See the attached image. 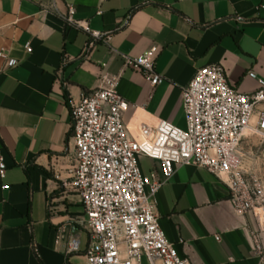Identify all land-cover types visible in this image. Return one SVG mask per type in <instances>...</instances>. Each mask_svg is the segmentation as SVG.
Segmentation results:
<instances>
[{"label":"crops","instance_id":"crops-1","mask_svg":"<svg viewBox=\"0 0 264 264\" xmlns=\"http://www.w3.org/2000/svg\"><path fill=\"white\" fill-rule=\"evenodd\" d=\"M69 7L77 22L104 34L88 52L90 35L64 19ZM153 47L165 77L156 88L123 60ZM1 53L18 65L7 69L0 57V163L7 167L0 176V264H88L85 210L65 187L76 166L72 103L98 89L103 74L121 76L130 130L158 121L186 130L183 91L198 70L222 65L231 87L255 94L264 81V0H0ZM139 164L145 177L165 181L161 162L140 157ZM154 202L180 257L264 264L255 249L257 240L264 246L256 217L237 216L229 188L207 170L176 167ZM71 242L79 251L68 254Z\"/></svg>","mask_w":264,"mask_h":264},{"label":"built area","instance_id":"built-area-1","mask_svg":"<svg viewBox=\"0 0 264 264\" xmlns=\"http://www.w3.org/2000/svg\"><path fill=\"white\" fill-rule=\"evenodd\" d=\"M75 15V8L69 7L64 19L90 35L88 52L104 34L77 22ZM25 49L33 51L31 44ZM158 52L153 47L138 58L123 56L124 67L142 72L156 88L165 82L156 68ZM0 57L7 69L18 65L5 53ZM120 80L103 74L98 89L71 105L69 145L75 148L76 166L73 181L65 187L76 192L85 210L80 225L90 235L87 263L143 264L145 258L148 264H194L180 257L167 238L154 202L176 167L205 169L216 176L229 188L237 216L253 214L264 233V183L246 168L242 148L247 132L264 144V110L259 109L264 107V81L255 94H240L228 83L222 65L207 66L183 91L186 130L158 121L132 131L126 122L131 107L118 91ZM140 157L161 162L165 181L156 173L145 177ZM6 168L1 162V177ZM62 239L60 235L58 241ZM255 249L264 262V246L258 240ZM78 251L77 242H71L67 253Z\"/></svg>","mask_w":264,"mask_h":264},{"label":"rangeland","instance_id":"rangeland-1","mask_svg":"<svg viewBox=\"0 0 264 264\" xmlns=\"http://www.w3.org/2000/svg\"><path fill=\"white\" fill-rule=\"evenodd\" d=\"M242 148L245 153L246 168L252 170L264 183V144L262 140L253 133L247 132ZM143 264H148L145 258L143 259Z\"/></svg>","mask_w":264,"mask_h":264},{"label":"bare ground","instance_id":"bare-ground-1","mask_svg":"<svg viewBox=\"0 0 264 264\" xmlns=\"http://www.w3.org/2000/svg\"><path fill=\"white\" fill-rule=\"evenodd\" d=\"M246 135H247V133H246Z\"/></svg>","mask_w":264,"mask_h":264}]
</instances>
